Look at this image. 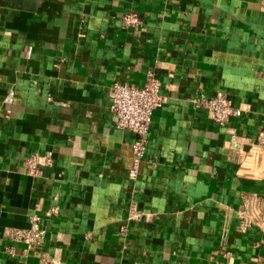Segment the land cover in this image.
Listing matches in <instances>:
<instances>
[{
    "label": "crops",
    "instance_id": "0c3cea01",
    "mask_svg": "<svg viewBox=\"0 0 264 264\" xmlns=\"http://www.w3.org/2000/svg\"><path fill=\"white\" fill-rule=\"evenodd\" d=\"M129 11L140 26L122 27ZM149 74L165 101L132 177L135 134L114 126L109 94ZM217 91L243 109L223 126L190 103ZM46 153L53 165L26 175ZM54 204L41 247L6 237ZM42 253L264 264V0H0V264Z\"/></svg>",
    "mask_w": 264,
    "mask_h": 264
},
{
    "label": "built area",
    "instance_id": "2783aa9c",
    "mask_svg": "<svg viewBox=\"0 0 264 264\" xmlns=\"http://www.w3.org/2000/svg\"><path fill=\"white\" fill-rule=\"evenodd\" d=\"M141 25L138 13L129 11L122 16L123 28H136ZM31 49L27 50L29 57ZM11 101V97L8 98ZM164 97L160 93V82L154 75L149 74L143 85L136 86L126 83L115 82L109 94V110L112 113L113 124L119 130H129L135 134V140L131 144L134 155L130 175L135 177L139 165L146 154L147 135L150 128L154 110L164 104ZM194 108L204 111L215 123L223 126L230 118L239 117L242 108L233 104L224 93L217 91L208 96L198 93L190 99ZM66 106L65 103H59ZM150 161V159H149ZM53 159L51 153L44 155L33 154L25 159L24 173L36 177L41 172V167H51ZM59 211L57 204H54L43 214L34 209L28 216V227L11 229L6 237L13 242L25 245V252L29 253L39 248L44 243L45 231L42 225L43 218H50ZM124 230V228H121ZM225 258H230L231 252L222 248ZM38 264H58L55 259L42 253ZM219 264V263H216Z\"/></svg>",
    "mask_w": 264,
    "mask_h": 264
}]
</instances>
